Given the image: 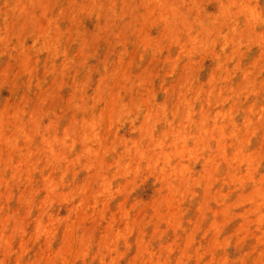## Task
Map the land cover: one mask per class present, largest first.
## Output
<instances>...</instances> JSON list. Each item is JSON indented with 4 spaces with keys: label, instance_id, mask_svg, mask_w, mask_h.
Listing matches in <instances>:
<instances>
[{
    "label": "rangeland",
    "instance_id": "1",
    "mask_svg": "<svg viewBox=\"0 0 264 264\" xmlns=\"http://www.w3.org/2000/svg\"><path fill=\"white\" fill-rule=\"evenodd\" d=\"M260 81L264 0H0V264H264Z\"/></svg>",
    "mask_w": 264,
    "mask_h": 264
},
{
    "label": "bare ground",
    "instance_id": "2",
    "mask_svg": "<svg viewBox=\"0 0 264 264\" xmlns=\"http://www.w3.org/2000/svg\"><path fill=\"white\" fill-rule=\"evenodd\" d=\"M82 60H83V59H82ZM102 78H103V77H102ZM261 81H262V80H261ZM261 81H260V82H261ZM263 82H264V81H263ZM263 82H261V84H262ZM196 84H197V83H196ZM196 84H195V85H196ZM255 84H256V83H255ZM259 84H260V83H259ZM263 85H264V84H263ZM243 94H244V93H243ZM189 100H190V99H189ZM207 101H208V100H207ZM250 101H251V100H250ZM249 103H250V102H249ZM247 104H248V102H247ZM231 107H232V106H231ZM245 107L247 108L246 105H245ZM214 110H215V109H214ZM37 111H38V110H37ZM212 111H213V110H212ZM257 113H258V112H257ZM14 114H15V113H14ZM30 114H31V113H30ZM262 114H263V113H262ZM27 115H28V114H27ZM222 115H223V114H222ZM256 115H258V114H256ZM256 115H255V116H256ZM15 116H16V115H15ZM253 119H254V118H253ZM260 119H261V118H260ZM29 120H30V119H29ZM15 122H16V121H15ZM254 125H255V124H254ZM254 125H253V126H254ZM15 126H16V124H15ZM17 126H18V125H17ZM247 130H248V129H247ZM261 130H262V129H261ZM261 130H260V131H261ZM52 133H53V132H52ZM247 136H248V135H247ZM260 140H261V139H260ZM259 142H262V141H259ZM259 146H260V145H259ZM249 149H250V148H249ZM249 149H248V150H249ZM256 149H257V148H256ZM245 153H246V152H245ZM146 156H147V155H146ZM248 160H250V159H248ZM262 165H263V162H262ZM252 166H253V165H252ZM247 167H248V166H247ZM261 167H262V166H261ZM29 168H30V167H29ZM262 168H263V167H262ZM250 169H251V168H250ZM257 169H258V168H257ZM259 169H260V168H259ZM263 169H264V168H263ZM247 170H248V169H247ZM250 171H251V170H250ZM29 172H30V171H29ZM242 173H244V172L242 171ZM260 173H261V172H260ZM258 174H259V173H258ZM259 175H260V174H259ZM42 177H43V176H42ZM0 178L2 179V177H0ZM3 178H4V177H3ZM257 178H259V177H257ZM253 179H254V178H253ZM3 180H5V179H3ZM47 180H48V179H47ZM255 180H256V179H255ZM5 181H6V180H5ZM240 181H241V180H240ZM43 182H45V183H44V185H45L47 181H43V179H42V183H43ZM253 182H254V181H253ZM3 183H4V182H3ZM30 183H31V182H30ZM49 184H50V182H49ZM4 185H5V184H4ZM44 185H43V186H44ZM50 186H51V185H50ZM44 187H45V186H44ZM51 188H52V187H51ZM259 189H260V188H259ZM51 190H52V189H51ZM51 192H52V191H51ZM252 192H253V191H252ZM49 193H50V192H49ZM243 193H244V191H243ZM259 193H260V192H259ZM262 193H263V192H262ZM262 193H261V194H262ZM46 194H48V193H46ZM256 194H257V193H256ZM257 195H258V194H257ZM249 196H250V195L248 194V197H249ZM246 197H247V196H246ZM249 198H250V197H249ZM247 200H248V199H247ZM250 200H252V199H250ZM259 200H260V199H259ZM259 200H258V201H259ZM244 201H245V200H244ZM251 207H252V206H251ZM41 209H42V207H41ZM172 210H173V209H172ZM160 211H162V210H160ZM160 211H159V212H160ZM159 212H158V213H159ZM261 212H263V211H261ZM162 213H163V212H162ZM242 213H243V212H242ZM259 213H260V212H259ZM39 214H40V213H39ZM260 216H261V215H260ZM254 217H255V216H254ZM39 218H40V217H39ZM252 218H253V217H252ZM40 219H42V218H40ZM245 219H246V218H245ZM255 219H256V218H255ZM54 220L56 221V217H55ZM154 220H155V219H154ZM262 220H263V219H262ZM37 221L39 222V220H37ZM40 222H41V221H40ZM41 223H42V222H41ZM41 223H40V224H41ZM245 224H246V222H245ZM239 225H240V224H239ZM241 225H243V224H241ZM263 225H264V224H263ZM44 226H45V225H44ZM44 226H43V227H44ZM236 226H237V225H236ZM241 227H242V226H241ZM263 227H264V226H263ZM263 227H260V228H263ZM41 228H42V227H41ZM159 228H160V227H159ZM258 231H259V230H258ZM70 232H71V231H70ZM252 232H253V231H252ZM257 233H258V232H257ZM259 233H260V232H259ZM67 234H68V233H67ZM154 234H156V233H154ZM261 234H262V232H261ZM71 235H72V234H71ZM71 235L69 234V236H71ZM261 236H262V235H261ZM261 236H260V237H261ZM263 237H264V236H263ZM67 238H68V237H67ZM255 238H257V237H255ZM258 240H259V239H258ZM47 244H48V243H47ZM50 248H51V247H50ZM63 248H64V247H63ZM143 248H144V247H143ZM61 249H62V248H61ZM262 249H263V248H262ZM148 250H150V249H148ZM45 251H46V250H45ZM48 252H49V250H48ZM61 252H62V251H61ZM149 252H150V251H149ZM260 252H261V250H260ZM49 253H50V252H49ZM260 254H261V253H260ZM258 256H259V255H258ZM151 257H152V256H151ZM66 259H67V258H66ZM143 259H145V258H142L141 260H143ZM149 259H150V258H149ZM254 259H255V258H253V260H254ZM63 260H64V259H63ZM214 260H215V259H214ZM148 261H149V260H148ZM259 262H260V261H259ZM262 262H263V261H262ZM148 263H149V262H148ZM151 264H152V263H151Z\"/></svg>",
    "mask_w": 264,
    "mask_h": 264
}]
</instances>
